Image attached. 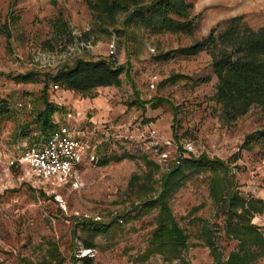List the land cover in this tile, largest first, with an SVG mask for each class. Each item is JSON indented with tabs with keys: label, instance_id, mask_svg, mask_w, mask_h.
Listing matches in <instances>:
<instances>
[{
	"label": "rangeland",
	"instance_id": "obj_1",
	"mask_svg": "<svg viewBox=\"0 0 264 264\" xmlns=\"http://www.w3.org/2000/svg\"><path fill=\"white\" fill-rule=\"evenodd\" d=\"M188 1L194 24L189 33L153 31L127 22L123 11L103 25L84 0H0V264H83V255L90 257L88 264H215L204 240L206 225L224 260L238 249L239 241L226 232L227 214L209 193L215 172L184 167L168 204L186 245L176 257L145 253L159 208L142 202L160 193L163 176L184 156L224 159L241 194L264 200V136L258 132L264 109L253 105L225 121L214 97L210 55L175 50L235 15L252 27L263 25L264 0ZM58 12L77 41L87 44L81 52L62 55L69 44L58 35ZM111 39L115 50L109 54ZM76 57L123 64L121 83L82 93L45 78ZM45 81L49 98L59 105L54 122L76 127L88 144L82 163L61 186L9 166L19 147L42 138L34 115L42 108ZM253 221L264 228V210ZM94 222L110 227L92 237L84 227ZM91 238L93 247L85 248ZM242 264H264L261 247L252 245Z\"/></svg>",
	"mask_w": 264,
	"mask_h": 264
},
{
	"label": "trees",
	"instance_id": "obj_2",
	"mask_svg": "<svg viewBox=\"0 0 264 264\" xmlns=\"http://www.w3.org/2000/svg\"><path fill=\"white\" fill-rule=\"evenodd\" d=\"M84 2L91 9L95 20L103 25L113 24L118 13L123 11L128 14L127 22L134 20L153 31L189 33L194 27L191 16L193 3L188 0H84ZM58 13L60 27L58 35H66L68 44H71L75 34L68 30V24L61 12ZM243 18V15L232 16L211 27L199 39L175 49L184 55L196 54L202 50L210 55V64L217 77L214 97L221 104L222 118L229 122L247 113L253 105H259L264 109V24L255 28ZM123 71V64L115 63L106 57H76L71 63L60 65L54 72H46L45 78L52 80L56 85L60 84L63 88L85 93L99 86L119 85L120 74ZM128 71L127 69L126 74ZM21 76L24 79L31 77L30 74ZM47 81L44 82L40 95L42 108L34 115L42 138L56 125L53 114L59 109V105L51 100L46 92ZM135 92L139 93L137 89ZM258 132L264 136V128ZM251 137L252 135L249 138ZM107 159L104 158L101 162ZM184 167H189L192 171L210 169L215 172L210 179L209 193L227 214L229 220L226 232L239 241L238 249L233 250L228 259L224 260L216 248L210 229L207 225L203 226L204 240L211 250H214L215 264H242L254 244L259 245L264 252V228L253 221L256 212L264 209V200L247 198L241 194L234 182L233 172L225 160L202 153L184 156L181 164L174 166L163 176L160 193L142 202L146 207L159 208L156 227L152 232L150 245L145 251L146 255L159 252L168 257H176L186 245L187 236L168 204V195L184 177ZM109 227V222H94L92 226H85L84 229L94 237L106 232ZM92 239L85 243V248L93 247ZM50 254L56 256L52 250ZM80 258L83 264L90 262L87 255ZM46 264L60 263L49 260Z\"/></svg>",
	"mask_w": 264,
	"mask_h": 264
},
{
	"label": "built area",
	"instance_id": "obj_3",
	"mask_svg": "<svg viewBox=\"0 0 264 264\" xmlns=\"http://www.w3.org/2000/svg\"><path fill=\"white\" fill-rule=\"evenodd\" d=\"M74 41L65 49L62 55H74L81 52L87 44L83 41ZM115 41L108 42V52L114 53ZM157 75L152 76V80ZM57 87L56 84H54ZM150 87L154 82L150 81ZM87 142L79 129L67 123L56 124L42 139L35 140L29 145H23L16 151V156L9 160V166L20 165L26 173L36 176L43 183H52L61 186L66 184L82 163L87 150Z\"/></svg>",
	"mask_w": 264,
	"mask_h": 264
},
{
	"label": "crops",
	"instance_id": "obj_4",
	"mask_svg": "<svg viewBox=\"0 0 264 264\" xmlns=\"http://www.w3.org/2000/svg\"><path fill=\"white\" fill-rule=\"evenodd\" d=\"M264 210V209H263Z\"/></svg>",
	"mask_w": 264,
	"mask_h": 264
}]
</instances>
